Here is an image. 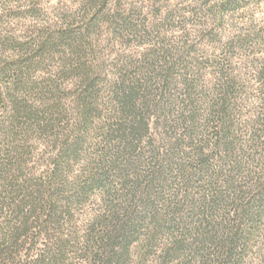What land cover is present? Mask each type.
<instances>
[{
  "label": "trees",
  "instance_id": "trees-1",
  "mask_svg": "<svg viewBox=\"0 0 264 264\" xmlns=\"http://www.w3.org/2000/svg\"><path fill=\"white\" fill-rule=\"evenodd\" d=\"M0 0V264H264V0Z\"/></svg>",
  "mask_w": 264,
  "mask_h": 264
},
{
  "label": "rangeland",
  "instance_id": "rangeland-1",
  "mask_svg": "<svg viewBox=\"0 0 264 264\" xmlns=\"http://www.w3.org/2000/svg\"><path fill=\"white\" fill-rule=\"evenodd\" d=\"M180 1V0H174ZM79 0H47L45 1V8L48 11L50 19H57V13L60 11L72 10L78 7Z\"/></svg>",
  "mask_w": 264,
  "mask_h": 264
}]
</instances>
